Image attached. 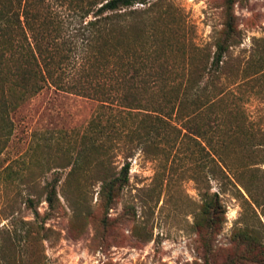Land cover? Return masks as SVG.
<instances>
[{
  "label": "rangeland",
  "instance_id": "obj_1",
  "mask_svg": "<svg viewBox=\"0 0 264 264\" xmlns=\"http://www.w3.org/2000/svg\"><path fill=\"white\" fill-rule=\"evenodd\" d=\"M150 2L157 3L155 10L171 11L190 46L214 53L227 0ZM234 12L239 40L210 87L216 103L194 118L200 135L170 127L167 137L143 143L116 136L108 165L118 172L130 162L131 169L129 183L110 206L96 173L68 172L81 150L82 132L104 111L105 120H116L114 109L47 86L12 113L13 133L7 142L0 138V250L7 260L264 264V0H237ZM56 176L59 201L50 209L47 185ZM213 192L223 211L207 245L198 218ZM29 198L39 222L49 228L38 243L33 240L38 228L26 224L36 219Z\"/></svg>",
  "mask_w": 264,
  "mask_h": 264
},
{
  "label": "trees",
  "instance_id": "obj_2",
  "mask_svg": "<svg viewBox=\"0 0 264 264\" xmlns=\"http://www.w3.org/2000/svg\"><path fill=\"white\" fill-rule=\"evenodd\" d=\"M236 2L227 0L225 24L211 54L190 46L171 11L155 10L157 3L150 0H0L1 141L7 142L13 133L12 113L47 86L114 109L116 120H105L104 111L82 132L81 150L68 172L96 173L101 197L106 206L112 205L129 183L131 169L130 162L118 172L108 165L116 136L137 137L143 143L167 137L170 127L200 135L194 118L199 109L216 103L210 87L226 53L239 40ZM60 180L56 176L47 185L50 209L59 201ZM29 205L36 219L26 224L38 228L33 237L38 243L48 237L49 228L39 222L32 198ZM222 211L219 193L213 192L198 218L207 245ZM1 257L5 264L17 263L7 260L2 248Z\"/></svg>",
  "mask_w": 264,
  "mask_h": 264
}]
</instances>
